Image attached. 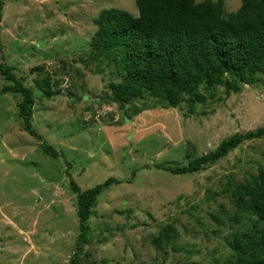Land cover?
<instances>
[{"label": "rangeland", "instance_id": "rangeland-1", "mask_svg": "<svg viewBox=\"0 0 264 264\" xmlns=\"http://www.w3.org/2000/svg\"><path fill=\"white\" fill-rule=\"evenodd\" d=\"M222 2L228 12L241 4ZM110 6L137 14L135 0H3L0 64L31 89L41 140L24 130L22 94L4 91L14 82L0 72V264H70L79 248L76 264H264L260 219L235 200L236 186L264 171V135L197 171L164 168L263 127L264 72L201 82L174 106L149 89L116 99L120 70L90 53L93 19ZM70 176L80 189L114 178L79 248Z\"/></svg>", "mask_w": 264, "mask_h": 264}, {"label": "trees", "instance_id": "trees-1", "mask_svg": "<svg viewBox=\"0 0 264 264\" xmlns=\"http://www.w3.org/2000/svg\"><path fill=\"white\" fill-rule=\"evenodd\" d=\"M235 11L228 12L222 0H135L137 14L115 7H103L93 19L96 29L90 41L91 56L114 66L122 74L121 82L112 84L116 99H130L135 92L149 89L171 106L185 95L198 96L199 83L219 80L224 74L244 79L257 71L264 72V0H240ZM3 0H0V18ZM1 50V42H0ZM0 72L13 85L4 91L22 94L18 104L24 130L41 140L31 127L32 91L0 64ZM233 84L227 82L225 88ZM126 120L128 115H124ZM264 135V126L245 133H234L222 139L214 150L200 155L182 166H166L173 174L199 170L216 161L244 139ZM44 151L51 157L58 152L47 143ZM112 177L86 189H80L70 176L71 190L77 194L80 247L86 230L85 220L101 188ZM116 181V180H115ZM236 203L245 205L260 219L261 245L264 243V171L245 184L236 186ZM253 238L239 243L250 247ZM80 249V248H79ZM79 249L70 257V264L79 260ZM244 250V249H243ZM240 257V256H239ZM250 256H247L249 258ZM264 263V258H263Z\"/></svg>", "mask_w": 264, "mask_h": 264}]
</instances>
